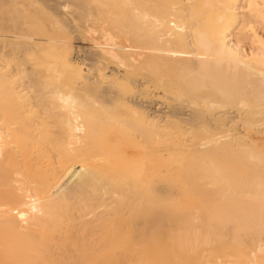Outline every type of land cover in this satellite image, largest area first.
Wrapping results in <instances>:
<instances>
[{"label":"bare ground","instance_id":"obj_1","mask_svg":"<svg viewBox=\"0 0 264 264\" xmlns=\"http://www.w3.org/2000/svg\"><path fill=\"white\" fill-rule=\"evenodd\" d=\"M0 264H264V0H0Z\"/></svg>","mask_w":264,"mask_h":264},{"label":"rangeland","instance_id":"obj_2","mask_svg":"<svg viewBox=\"0 0 264 264\" xmlns=\"http://www.w3.org/2000/svg\"><path fill=\"white\" fill-rule=\"evenodd\" d=\"M81 45H86V46H88V45H89V43H88V42H85L84 44H81Z\"/></svg>","mask_w":264,"mask_h":264}]
</instances>
